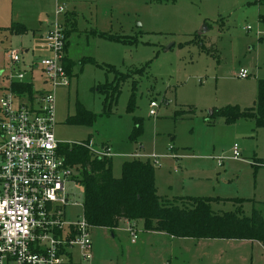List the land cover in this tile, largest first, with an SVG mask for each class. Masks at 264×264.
<instances>
[{
	"label": "rangeland",
	"instance_id": "obj_1",
	"mask_svg": "<svg viewBox=\"0 0 264 264\" xmlns=\"http://www.w3.org/2000/svg\"><path fill=\"white\" fill-rule=\"evenodd\" d=\"M258 1L0 0V26L12 21L27 29L10 36L0 28V67L8 48L27 50L25 61L48 56L41 36L56 20L73 60L69 86L54 93L57 142H88L97 150L111 145L112 152L122 154L111 158L116 178L129 159L125 155L154 154L160 163L154 167L159 195L219 197L225 200L211 203L216 213L241 207L248 216L254 208L264 219V169L253 165L264 158V129L253 132L252 120L227 124L212 116L224 106L250 107L258 79H264V2ZM57 3L65 12L55 16ZM102 65L128 72L135 81L134 89L132 80L122 83L116 101L107 107L96 89L111 82L113 74ZM240 70L248 73L246 79L237 77ZM150 101L158 106L155 117L148 115ZM78 105L96 115L93 125L66 122ZM134 119L141 122V134L131 141ZM235 143L242 150L240 160L231 158ZM82 198L77 187L75 200L82 203ZM233 199L252 202L239 205ZM66 211L72 219L82 216L81 205ZM174 242L173 251L162 250L155 264H264V250L254 242ZM73 253L79 261L78 252ZM149 254L144 250L141 259L135 253V264H148Z\"/></svg>",
	"mask_w": 264,
	"mask_h": 264
},
{
	"label": "built area",
	"instance_id": "obj_2",
	"mask_svg": "<svg viewBox=\"0 0 264 264\" xmlns=\"http://www.w3.org/2000/svg\"><path fill=\"white\" fill-rule=\"evenodd\" d=\"M65 12L56 4L55 16ZM245 30H249L247 27ZM48 56L25 61L20 49L3 51L0 67V264H67L76 250L83 264H91V226L83 216L72 219L66 209L82 207L76 198L81 184L74 179L53 132L54 93L68 87L64 68L66 39L61 24L52 22L45 32ZM248 73L240 70L237 77ZM157 104L150 101L148 115L155 117ZM90 151L99 158L115 153L107 146ZM129 159L160 165L158 156L131 153ZM231 158L241 159L237 143ZM127 230L135 238V226Z\"/></svg>",
	"mask_w": 264,
	"mask_h": 264
},
{
	"label": "trees",
	"instance_id": "obj_3",
	"mask_svg": "<svg viewBox=\"0 0 264 264\" xmlns=\"http://www.w3.org/2000/svg\"><path fill=\"white\" fill-rule=\"evenodd\" d=\"M3 31L19 35L26 33L27 29L20 23L12 22ZM63 64L70 76L72 65L66 62V57ZM104 68L113 74V80L97 86L96 90L104 95V106L107 107L116 101L122 83L132 80L134 89L135 81L128 72H120L107 65ZM134 108L133 93L128 110ZM213 115L227 124L249 119L254 122L255 129L264 128V79L258 80L257 96L251 107L224 106L216 109ZM96 118L94 113L78 105L75 115L68 116L66 122L91 126ZM140 134L141 122L134 119L129 138L134 141ZM60 151L67 163L76 167L78 176L75 180L82 186L83 216L91 227L112 230L121 219L141 220L145 230L164 232L174 238L248 240L264 246V219L254 208L246 216L241 207L232 212H214L211 203L225 200L220 198L190 197L168 201L157 195L155 169L148 161L126 160L121 166V176L115 178L111 159L96 157L88 148V142L60 145ZM253 165L255 168L264 167V159L255 161ZM231 201L241 205L250 200Z\"/></svg>",
	"mask_w": 264,
	"mask_h": 264
},
{
	"label": "crops",
	"instance_id": "obj_4",
	"mask_svg": "<svg viewBox=\"0 0 264 264\" xmlns=\"http://www.w3.org/2000/svg\"><path fill=\"white\" fill-rule=\"evenodd\" d=\"M66 19H68L67 20V26H68L70 24V19L69 18H66ZM260 21H264V17H261ZM11 23L12 21L10 22V24ZM16 23H19V22H16ZM9 25L0 26V28L5 29ZM44 34L43 36H41L42 38L44 37ZM10 36H18V35H10ZM68 48L69 47H68V40H67V44L65 47L66 62L72 64L73 60H71L69 56ZM258 80H261V79H258ZM254 101L252 102V105ZM248 107L249 106L245 108H248ZM245 120H249V119H245ZM261 129H264V128H261ZM257 130L259 129H255L254 122H253L252 131L256 132ZM110 146L107 145L108 148H110ZM113 153H115V156L122 155V154L116 153L115 151ZM259 159H264V158H257V160ZM257 160L255 159V161ZM260 168L264 169V167H260ZM155 187H156L157 195L161 197L162 199H165L168 201L179 199V198H190V197H185V196H170L166 194L159 195L156 181H155ZM212 203H217V202H212ZM128 223L135 226L136 234H135L134 239H133V236L130 235L127 230ZM90 236H91V241H92L91 264H107L108 261L114 262V264H135V253L141 255V253L144 252V250L152 252V254H149L147 258V261L149 262L148 264H155L154 258L160 256L162 254V250L163 251H166V250L173 251V247L176 246L174 241L176 240L180 241L181 239H191V238H174L172 236L165 234L164 232L147 231L143 228V222L141 220L131 221L127 219L119 220L117 226L112 230H109L106 228L91 227ZM241 241L257 243L264 250V246L259 242L248 241V240H241ZM143 257L144 256L141 255V259H144ZM67 264H83V263L80 261V259L79 261H77L75 259L73 251H71V256H68V259H67ZM143 264H146V263H143Z\"/></svg>",
	"mask_w": 264,
	"mask_h": 264
}]
</instances>
